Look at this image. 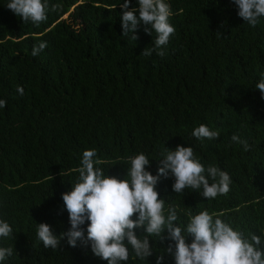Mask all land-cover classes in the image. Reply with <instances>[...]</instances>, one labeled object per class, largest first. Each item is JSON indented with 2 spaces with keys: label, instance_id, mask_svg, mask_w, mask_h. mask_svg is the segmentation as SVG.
Wrapping results in <instances>:
<instances>
[{
  "label": "trees",
  "instance_id": "16d2710c",
  "mask_svg": "<svg viewBox=\"0 0 264 264\" xmlns=\"http://www.w3.org/2000/svg\"><path fill=\"white\" fill-rule=\"evenodd\" d=\"M166 2L176 31L161 57L141 54L156 37L143 23L138 40L123 35V0H48V19L38 26L0 0V218L13 228L0 238L13 248L3 264H107L80 241L73 248L65 236L52 250L37 238L39 223L57 236L70 229L62 194L89 149L102 161L97 167L124 179L129 157L145 153L156 175L162 152L192 146L232 183L227 195L207 200L194 189L176 194L175 178L161 177L160 197L179 206L177 226L207 209L245 236L264 233V93L255 88L264 77V17L251 26L233 0ZM41 42L47 47L33 56ZM201 124L219 129V138L194 137ZM150 243L152 256L131 253L125 264H157L160 255L162 264H175L164 252L169 241Z\"/></svg>",
  "mask_w": 264,
  "mask_h": 264
},
{
  "label": "clouds",
  "instance_id": "9594fccd",
  "mask_svg": "<svg viewBox=\"0 0 264 264\" xmlns=\"http://www.w3.org/2000/svg\"><path fill=\"white\" fill-rule=\"evenodd\" d=\"M233 2L238 7L239 17L253 27L264 17V0ZM131 3L132 0H123L119 5L123 9V35L131 34L132 40H138L137 32L143 23L144 31L151 35L154 31L156 37L153 47H146L141 54L149 56L155 52L163 57L164 46L176 31L170 23L173 15L170 4L166 0H138L139 7L129 10ZM6 7L24 23L30 21L37 26L48 19L50 10L48 0H9ZM58 7L53 5L51 10ZM46 47V42L34 45L32 55H39ZM255 88L264 93V77ZM16 91L24 94L22 86H17ZM4 107L6 100L0 99V108ZM192 135L201 140L218 139L220 130L201 124ZM231 139L242 144L245 151L249 150L248 141L238 134H233ZM96 156L95 149L83 152L77 181L72 184L71 191L62 194L70 229L57 236L48 223L37 224V238L45 248L58 249L66 236L73 248L80 241L85 247L90 245L92 253L107 264H125L131 253L142 261L152 256L154 248L150 238L155 237L158 242L169 241L164 252L174 257L175 264H264V233L252 232L245 236L243 231L222 220V214L210 213L207 209L195 215L189 213L187 224L177 226L179 206L167 204L160 197L157 185L161 177L175 178L172 188L176 194L194 189L207 200L227 195L232 183L227 171L213 165L206 167L192 146L178 145L174 150L168 148L162 152L156 175L148 170L151 159L145 153L129 157L130 167L124 179L107 175L104 169L97 167L102 161ZM137 229L143 230L141 235H137ZM12 233L11 225L0 218V238ZM12 255V247L0 246V264ZM163 259V255L158 256L157 264H162Z\"/></svg>",
  "mask_w": 264,
  "mask_h": 264
}]
</instances>
